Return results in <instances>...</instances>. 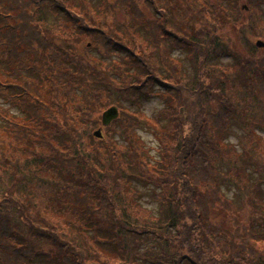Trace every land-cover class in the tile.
<instances>
[{
  "label": "trees",
  "instance_id": "obj_1",
  "mask_svg": "<svg viewBox=\"0 0 264 264\" xmlns=\"http://www.w3.org/2000/svg\"><path fill=\"white\" fill-rule=\"evenodd\" d=\"M263 12L264 0H0V264H264V48L246 41L264 40ZM143 95L163 102L155 116ZM131 179L151 185L150 221Z\"/></svg>",
  "mask_w": 264,
  "mask_h": 264
},
{
  "label": "rangeland",
  "instance_id": "obj_2",
  "mask_svg": "<svg viewBox=\"0 0 264 264\" xmlns=\"http://www.w3.org/2000/svg\"><path fill=\"white\" fill-rule=\"evenodd\" d=\"M101 2V0H100ZM94 3L96 5L99 4V0H94ZM94 9V8H93ZM93 14L96 13L98 14L97 12H92ZM262 19L264 21V12L262 14ZM227 27V26H226ZM225 27V28H226ZM227 31V33L233 38V39H237V37H240V31L238 32L236 29L235 31H233V29L231 27H227L225 29ZM241 32H245V30L241 31ZM232 39V41H233ZM247 40H250L252 42H255V40H257L256 38H252L250 35L247 36ZM239 41H240V38H239ZM90 45V43L88 44ZM93 47V48H92ZM91 52L93 54H97L99 50V47L97 46V44H93L91 46ZM148 48V46H147ZM117 49H119L120 51H123V49L121 48H118V47H113L109 50L107 57L110 58V57H116L117 54L114 52L116 51ZM173 49V48H172ZM171 49V54L173 53L174 51V55L175 56L176 54H179V57L180 59L184 62L182 63L183 65V69L184 71L187 73H189L190 77L192 78V72H191V69L189 68V64L191 63L190 61H187L186 59V56L184 54L185 51H177V50H172ZM104 54V53H103ZM105 55V54H104ZM93 56H96V55H93ZM176 57V56H175ZM189 60V59H188ZM221 60H222V63L223 64H228L229 61H232L234 62L235 59L233 57H221ZM105 70L106 71H109L107 68L108 66H104ZM124 70H126L124 68ZM164 70V69H163ZM129 75L131 76L132 75V71L129 73ZM234 75H243L242 72L240 71V69L238 68L237 72H234ZM263 76H264V72H263ZM235 77V76H234ZM239 78V81L241 82H244V79L243 80H240V77ZM140 102H141V106L140 108L146 113L148 114L149 116H155L156 115V112L158 111V109L162 106L163 102L160 100L159 97H156V96H146V95H143V97L140 98ZM8 104V103H7ZM6 104V105H7ZM5 105V106H6ZM135 106V104H133ZM15 109L14 108H11V111H14ZM139 134L141 135V139L145 141L146 144H148L152 149H151V153L152 154H157L156 152V146H157V143H156V140L154 139V137L152 136V134L146 130V129H139ZM241 134V130H240V127L235 124V125H231V128L229 130V132L227 133V136H226V141H230V142H233L236 146H233V151H237L238 147H239V144L238 143V140H239V136ZM104 135V133H103ZM221 169H225L227 167H225L224 165L220 166ZM129 186H130V193H135L136 192V197H135V202H136V205L140 206L143 211H145V213L147 212V214L145 215V219L147 221H150L151 218V212L155 215L158 216V204L157 202H155L152 197H151V185L149 184H146V183H142V182H138L136 183V181H133V179H131L129 182ZM260 186L262 187V191H263V199H264V183L260 184ZM244 189V188H243ZM243 189H240V191L233 185L232 182H229V184L227 185H223V192L225 194H227L229 197H231L235 203H239L241 200H243L244 198H239V197H243ZM118 206L119 208H121V206H127V209L129 207L128 205V202H124L120 199V203H118ZM255 209L258 211V213H263V208L261 207L260 204L258 205H255ZM145 213H142V215H144ZM136 216H138L140 218V221H141V214L138 213ZM108 221V220H106ZM141 224L143 225L142 221H141ZM105 230L104 229H100L99 232H104ZM130 234V233H128ZM128 237H130V235H128ZM143 237V236H142ZM136 240V238L134 239ZM100 247L104 248V251H103V254L106 255V251H105V248H106V245L103 243L100 245ZM137 248V247H136ZM135 248V249H136ZM166 257V256H165ZM106 261H108L107 263L109 264L110 262H112V264H115L112 260H109L108 258L106 259ZM36 264H47L45 262H43L41 259H36ZM53 264V263H51Z\"/></svg>",
  "mask_w": 264,
  "mask_h": 264
},
{
  "label": "water",
  "instance_id": "obj_3",
  "mask_svg": "<svg viewBox=\"0 0 264 264\" xmlns=\"http://www.w3.org/2000/svg\"><path fill=\"white\" fill-rule=\"evenodd\" d=\"M256 45L259 47H264V41L257 40ZM117 115H118V110H117L116 106L112 105V106L108 107L101 114V124L102 125L109 124L111 122V120H113L114 118L117 117ZM94 135H96V136L101 135L100 128L94 131Z\"/></svg>",
  "mask_w": 264,
  "mask_h": 264
}]
</instances>
